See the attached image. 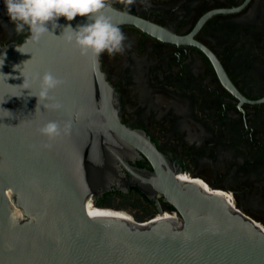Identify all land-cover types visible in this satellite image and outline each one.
<instances>
[{"label": "water", "instance_id": "water-1", "mask_svg": "<svg viewBox=\"0 0 264 264\" xmlns=\"http://www.w3.org/2000/svg\"><path fill=\"white\" fill-rule=\"evenodd\" d=\"M115 10L107 14L120 27L161 42L187 41ZM86 22L58 20L73 29ZM49 30L53 35L27 44L25 54L16 49L21 44L0 45V264H264V225L220 189L186 182L191 175L175 171L144 132L122 123L119 97L101 63L94 66L65 43L62 27ZM215 65L241 103L264 102L243 99ZM46 71L64 81L51 93L63 104L58 111L30 96L38 81H29L31 90L23 85V77ZM48 121L71 127L49 141L37 131ZM141 158L153 172L129 165ZM119 184L162 197L172 217L163 211L140 221L102 216L121 207L96 204Z\"/></svg>", "mask_w": 264, "mask_h": 264}, {"label": "flooded vegetation", "instance_id": "flooded-vegetation-1", "mask_svg": "<svg viewBox=\"0 0 264 264\" xmlns=\"http://www.w3.org/2000/svg\"><path fill=\"white\" fill-rule=\"evenodd\" d=\"M110 2L187 39L171 44L120 27L125 51L105 53L100 63L119 97L122 123L144 132L175 171L220 189L233 203L245 195L238 206L264 222V102L241 103L223 85L215 65L243 99L264 100V0ZM14 28L0 0L2 47L28 38V31L18 34ZM129 165L153 172L144 158ZM110 201L138 210L137 220L172 211L162 197H147L127 184L112 187L96 204Z\"/></svg>", "mask_w": 264, "mask_h": 264}, {"label": "clouds", "instance_id": "clouds-1", "mask_svg": "<svg viewBox=\"0 0 264 264\" xmlns=\"http://www.w3.org/2000/svg\"><path fill=\"white\" fill-rule=\"evenodd\" d=\"M127 3L132 4L133 0H127ZM4 5L9 20L15 26L14 31L18 34L24 31L29 33L28 38L16 48L22 54L26 53L23 48L27 44L39 43L45 35L52 34L49 25L52 29L62 27L63 32L59 37L77 49L81 56L90 59L96 67L99 66L103 54L107 53L111 57L125 51L127 38L114 17L107 14L108 11H116L112 8L110 0H4ZM77 16L86 17L87 22L77 25L75 29L71 24H58L60 17L70 22ZM23 78L24 88L28 90H31L29 81H38V92L30 95L38 98L37 105L41 101H48L43 107L57 111L63 108V104L51 95L64 84L63 80L51 71ZM70 127V122L61 126L60 122L48 121L37 131L49 141H53L66 134ZM45 146L51 147L50 144Z\"/></svg>", "mask_w": 264, "mask_h": 264}, {"label": "bare ground", "instance_id": "bare-ground-1", "mask_svg": "<svg viewBox=\"0 0 264 264\" xmlns=\"http://www.w3.org/2000/svg\"><path fill=\"white\" fill-rule=\"evenodd\" d=\"M186 182H196L197 184H200V185H202L203 187H205V188H208L207 187V184H203V182H197V180H196V178L194 179V180H192V176H188V179L187 180H185ZM209 189V188H208ZM219 192V191H218ZM220 194H222L223 196H227V195H225V193H222V192H219ZM228 199V198H227ZM228 200H230V202L232 203L233 201L231 200V198H229ZM167 214V216L169 217V218H171L172 217V215H170V214H168V213H166ZM102 216H110V217H120V218H124V219H128V220H133V218L129 215V214H127V213H125V212H122V211H112V210H109V209H107L103 214H102Z\"/></svg>", "mask_w": 264, "mask_h": 264}, {"label": "rangeland", "instance_id": "rangeland-1", "mask_svg": "<svg viewBox=\"0 0 264 264\" xmlns=\"http://www.w3.org/2000/svg\"><path fill=\"white\" fill-rule=\"evenodd\" d=\"M234 200H235V202H236V200H237V202H236L237 205H239L238 202H240L241 204H243L244 201H245V195H238V196L236 197V199H234ZM235 202H234V203L232 202L233 206L235 205ZM109 210L125 212V213L129 214L134 220H137V217H135L134 215H132L131 208L119 207V208H110ZM168 214H169V213H168ZM257 214H258V213H257ZM259 215H260V214H259ZM139 221H140V220H139ZM259 221L264 225V222H263V221H261V220H259Z\"/></svg>", "mask_w": 264, "mask_h": 264}, {"label": "snow or ice", "instance_id": "snow-or-ice-1", "mask_svg": "<svg viewBox=\"0 0 264 264\" xmlns=\"http://www.w3.org/2000/svg\"><path fill=\"white\" fill-rule=\"evenodd\" d=\"M90 215H97V213H89Z\"/></svg>", "mask_w": 264, "mask_h": 264}]
</instances>
